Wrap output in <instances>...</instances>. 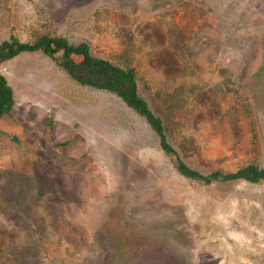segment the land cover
I'll use <instances>...</instances> for the list:
<instances>
[{"label": "rangeland", "instance_id": "1", "mask_svg": "<svg viewBox=\"0 0 264 264\" xmlns=\"http://www.w3.org/2000/svg\"><path fill=\"white\" fill-rule=\"evenodd\" d=\"M42 34L133 67L189 167H264V0H0V43ZM0 73V264H264L263 181L184 177L142 117L41 51Z\"/></svg>", "mask_w": 264, "mask_h": 264}, {"label": "trees", "instance_id": "2", "mask_svg": "<svg viewBox=\"0 0 264 264\" xmlns=\"http://www.w3.org/2000/svg\"><path fill=\"white\" fill-rule=\"evenodd\" d=\"M35 51H41L54 60L78 84L108 91L120 98L128 108L145 120L155 134L160 148L184 177L203 184L236 180L250 183L264 182V167L252 163L233 172L214 170L208 174H202L189 167L168 141L162 119L152 112L146 100L139 95L135 69L120 67L109 60L92 55L85 42L73 44L62 36L47 34L27 42L10 36L0 43V64L20 53ZM13 103L12 88L6 77L0 73V118L10 113Z\"/></svg>", "mask_w": 264, "mask_h": 264}]
</instances>
